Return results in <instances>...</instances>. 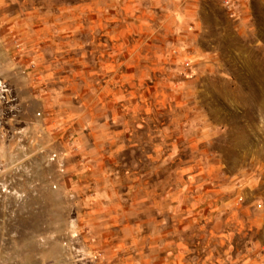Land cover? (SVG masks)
<instances>
[{
  "label": "rangeland",
  "instance_id": "obj_1",
  "mask_svg": "<svg viewBox=\"0 0 264 264\" xmlns=\"http://www.w3.org/2000/svg\"><path fill=\"white\" fill-rule=\"evenodd\" d=\"M11 70L0 264H264V0H0Z\"/></svg>",
  "mask_w": 264,
  "mask_h": 264
},
{
  "label": "crops",
  "instance_id": "obj_2",
  "mask_svg": "<svg viewBox=\"0 0 264 264\" xmlns=\"http://www.w3.org/2000/svg\"><path fill=\"white\" fill-rule=\"evenodd\" d=\"M0 75L4 76L2 81L6 80L5 81L6 83H9L10 85L14 84V86H16V81H15L16 77H13V76H16L15 70H11V72H5L4 74L2 72V74ZM12 81H14V83ZM30 87H32V85H30ZM15 102L16 101H8V103L6 102V105H8L9 107L11 106L10 108L14 110H11V112L9 110H8L9 112L6 111L9 114H11V117L8 118V120L6 119V121L8 122L7 125L9 126L6 125L4 130H1L2 128H0V163L3 161V158L7 157L11 153L12 143L8 145V143L4 141L5 140L4 135H6V133H9V135H11L10 136L11 141L14 140L15 143H17V141H19L20 139H21V142L24 140L23 139L24 135L30 134L31 136L38 132V128L35 126L34 121L32 119L33 117L36 116L35 112L33 114V107L27 110L26 115L21 114L20 117H18V112L15 111V107H16ZM31 106H33L32 103H31ZM29 114H30V119H28V116H27ZM21 118H24L25 121L22 122ZM36 119L38 120L37 117ZM33 148L35 149V147ZM33 148H31L30 154H33L34 152ZM1 232L2 234L4 233L6 234L7 229L0 227V234ZM155 247L160 248L162 252L158 258H156L153 255V253H150L148 255L142 256L139 260L138 255H135V256L133 255L131 257L130 254L129 253L127 254L126 252L125 256L123 257L125 258V260H122V262H120L119 258L114 255L113 261L115 262V264H196V262L193 260V257L190 255V253L187 254L186 250L183 249L184 245L180 242H177L176 239H172L171 242H166V243L161 242V244H157V246ZM184 254L188 257L184 258Z\"/></svg>",
  "mask_w": 264,
  "mask_h": 264
}]
</instances>
